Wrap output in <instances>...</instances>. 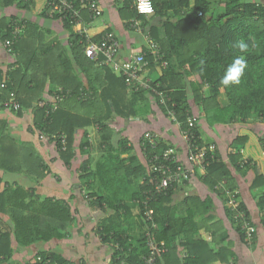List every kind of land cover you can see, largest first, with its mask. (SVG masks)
Returning a JSON list of instances; mask_svg holds the SVG:
<instances>
[{
    "label": "trees",
    "instance_id": "trees-1",
    "mask_svg": "<svg viewBox=\"0 0 264 264\" xmlns=\"http://www.w3.org/2000/svg\"><path fill=\"white\" fill-rule=\"evenodd\" d=\"M116 1L124 16L127 30L138 33L131 26V21L138 19L142 26L150 31L164 52L167 66L163 68V73L159 78L152 80L154 84L159 83L160 88L172 97L176 103L178 120L183 125L187 122L188 115L193 113L191 94L195 102H202L207 112L214 104L219 121L244 122L251 115H255L264 122V0H225L223 4L213 0H153L155 12L148 17L138 13L133 5L134 0ZM5 2L9 5L17 3L23 8H29L32 4V0L26 2L5 0ZM43 15L61 20L65 27L71 30L69 42L76 65L73 67L68 60L70 58L60 52L57 59H61L64 75L54 78V63L57 62V60L54 61L56 56L53 50L54 44L45 43L42 46H36V39L42 35V32L30 20L14 15L9 20L3 18L0 22V36L3 41L7 38L14 40L11 51L15 52L16 60L7 73L3 74L0 70V103L2 106L10 107L6 105V102L14 97L21 107L18 110L10 108L18 115H21L26 108L34 109L37 130L54 141L64 162H70L74 157L73 148L78 129L98 122L103 128L109 129L103 120L93 119L81 112L77 113L69 109L67 102L70 98L81 105L88 106L87 103H94V95L89 93L94 89L95 96L97 95L99 87L94 80L98 74L103 72H105L106 81L101 84L103 86L101 95L104 101L112 102L108 104L110 109L111 105L118 109L117 98L121 95L120 88L132 94L150 91L130 92L121 72L114 70L111 66L99 64L98 60L89 58L85 53L86 38L73 31L75 20L70 16L58 14L51 16L48 0H46ZM81 17L89 26L91 41L102 43L107 32L115 33L112 29L107 28L100 34L93 35L91 29L99 21V18L91 20L90 12L85 7ZM14 19H20L24 25L23 31L17 37L13 35L11 26ZM240 41L247 45L243 52L238 46ZM52 42L54 43V40ZM38 50L42 51L41 54L38 53ZM143 52L148 53L146 45L137 54ZM46 54H50V56L42 59L41 55ZM240 55H243L246 61L240 83L223 85L221 81L227 68L233 63L234 58ZM172 57H175L176 64L171 62ZM147 58L150 61L149 67L158 64L154 62L150 54L147 55ZM66 60H68L69 67H65ZM76 68L81 74H87V84L79 73L75 72ZM92 76H94V80ZM48 83L53 88L54 85H60L65 89H70L71 96L61 102L54 112L46 115V109L39 107L38 101L45 92ZM204 85L207 86L206 91H203ZM12 92H15L13 94L15 96H12ZM150 93L156 97L152 92ZM222 93H225L228 98V104L224 107L217 103V98ZM156 99L158 100L157 97ZM160 105L167 114L165 106ZM123 115L125 114L123 113ZM194 130L199 137V144L204 145L198 129L197 118ZM240 134L235 140L237 146L230 154V163L222 160L217 153L216 159L211 160L206 168V173L202 176L203 182L226 200V191L219 187V184L226 179L227 186L230 189H236L238 185L234 172L245 175L251 170L254 172V177L249 187L254 189L264 186V156L262 155L264 136L259 137L257 149L251 146L254 141L250 143L248 134L245 135L243 132ZM61 135L66 136L67 146L65 149L62 145ZM104 138L107 142L111 141L109 134ZM127 144L126 139L119 140L120 146ZM29 145L19 142L10 132L7 121L0 118V171L4 174L34 172L33 166L37 153L32 145L31 147ZM171 146L161 136L159 150L164 151V149L172 148ZM240 147L246 149L245 153H241ZM249 149L253 152L249 153ZM245 157L248 158V162L244 161ZM180 161L186 162L187 158L186 161ZM253 161L254 163H252ZM135 169H137V177L143 176L142 181L138 182V179L131 178V181H136L131 195H118L117 202L114 203L103 192L95 190L92 181L87 180L83 184V188L87 190V199L92 207L107 211L106 208L109 205L114 210L109 223L107 219H104L103 224L96 228L97 234L103 242L107 244L119 243L120 248H113L110 264H145L144 257L149 254L148 239H153L158 243L164 241L166 251L158 255L157 264L229 262L230 257L234 255L231 245L224 244L223 240L219 239V231L224 226L223 222L218 224V227H207L212 238L206 240L200 233L202 226H199L196 220L200 214L203 216L208 212L209 205L207 204L204 208L200 207V211L192 212L187 216L178 215L177 208L171 204V196L174 190L178 189V185L172 186L168 193L152 196L149 205L154 210V220L146 219L144 201L155 189V174L150 171L147 165L145 168L139 166ZM3 181L0 172V217L3 221L6 216L11 224L9 229L0 230L1 264H5L13 257L17 247H28L39 242H49L67 236L66 229L71 219V212L67 206L52 198L40 201L39 196L29 192L28 189L19 185L11 186L9 182H5L4 185ZM124 191L129 190L126 188ZM194 199L187 196L189 202H194ZM135 202H138L137 205L141 210L138 216H135L131 211ZM257 206L264 212V193L258 197ZM240 207L246 211L249 219H252L245 202L241 201ZM226 212L242 241L246 243L244 233L228 207ZM210 219L212 218H208V220ZM153 222L156 225L155 228ZM2 223L0 222V225ZM252 223L256 225L254 220ZM257 233L254 235L253 243H246L247 245L254 244ZM180 238L185 241L180 245L188 249L185 259H181L179 254L177 255L179 251L177 241ZM36 256L43 257L42 264H75L50 250H41L35 253L30 264H33Z\"/></svg>",
    "mask_w": 264,
    "mask_h": 264
},
{
    "label": "crops",
    "instance_id": "crops-1",
    "mask_svg": "<svg viewBox=\"0 0 264 264\" xmlns=\"http://www.w3.org/2000/svg\"><path fill=\"white\" fill-rule=\"evenodd\" d=\"M213 1L222 2L221 4L225 2V0ZM98 3L101 14L99 21L91 29V34L98 35L107 28L112 29L120 40V54L123 59L129 58L145 48L144 36L141 33L127 30L124 16L116 0H98ZM45 4L46 0H44V5L37 9V0H32L29 8H23L17 3L9 5L5 0H0V22L3 18L9 20L14 15L21 19H28L37 25L42 35L37 37L36 46H42L45 43L54 44V47L52 46L56 53L54 61L57 60L54 63L55 78L64 75L61 59H57L60 52L70 58L68 60L72 66L76 64L70 49L71 30L67 29L61 20L43 15ZM73 31L77 33L76 27H73ZM41 52L38 50L39 54ZM48 56L50 54L41 55V58H48ZM15 60V52L5 49L0 36V70L3 74L11 70ZM68 60L65 62L67 63ZM170 60L176 64L175 57ZM65 67H69V64L67 63ZM145 71L147 77L156 80L163 73V68L157 64L152 67L148 66ZM75 72L79 73L83 80H88L87 74H81L79 69L76 68ZM104 73L98 74L95 80L92 76L99 87L96 96L94 89L89 93L94 95V103H87L88 106L81 105L70 98L71 101L68 100L67 105L74 112H81L90 118L103 120L109 129L103 128L98 121V123L78 129L73 148L74 157L70 162H64L54 141L37 130L34 109L26 108L21 115H18L10 107L2 106L0 103V118L7 121L10 132L19 142L28 143L30 147L32 145L37 153L33 166L34 172L4 174L0 171L4 179L3 184L9 182L11 186H22L29 192L38 195L40 201L45 198L59 200L71 212L66 237L56 238L49 242H39L28 247L16 246L17 249L13 257L5 264H30L31 258L41 250L55 251L75 264H110L113 250L109 244L102 241L96 228L103 224L104 219H107L109 223L114 210L109 205H107V211L92 207L86 197L87 190L83 188L84 182L92 181L93 188L100 193L103 192L113 203L117 202L118 195H131L136 182L131 181V178L138 179V182L143 179V176H136L137 169L135 168L148 166L141 145V138L146 131L159 133L168 144L172 145L171 147L179 159L186 161L187 144L181 134V128L165 113L156 97L148 91L132 94L120 88L121 95L117 98L118 109H115L113 105L110 109L108 104L112 102L104 101L101 95L103 87L101 84L106 81ZM59 87L61 86L54 85L53 88L48 83L41 99L51 97ZM206 89L207 86L204 85L203 91ZM13 94L15 92H12V96H15ZM190 101L193 109L192 114L197 118L202 143L204 145L214 144L222 160L229 162L230 154L237 146L235 140L241 135L240 132L248 134L250 143L254 141L251 146L258 149L259 137L264 136V122L259 117L251 115L244 122H222L218 120L219 116L214 104L207 112L202 102L194 101L192 94ZM217 103L222 107L227 105V95L220 94ZM107 134L110 135V142L104 138ZM121 139H126L128 144L120 146L119 140ZM247 148H249L248 145ZM240 151L245 153L246 149L240 147ZM251 152L253 151L250 150L249 153ZM205 173L206 170H197L190 181L178 185V189L174 190L171 204L177 208V214L187 216L192 212L200 211V207L204 208L208 204V212L203 216L200 214L196 220L197 224L202 226L200 233L206 240L212 238L207 227H218V224L223 222L224 226L219 231V239H222L224 244L231 245L234 255L230 257L229 262L216 261L210 264H264V213L257 206V199L260 194H263L264 186L254 189L249 187L254 177V172L251 170L245 175L234 172L237 188L241 191V200L245 202L251 218L258 228L256 240L252 246H249L242 241L239 232L227 217L226 199L213 192L203 182L202 176ZM126 188L129 191H124ZM187 196L195 198L194 202L187 201ZM137 204L138 202H135L131 208L135 216L140 214V207ZM210 217L212 219L208 220ZM1 219L2 217H0V222H3L0 225L1 230L9 229L11 224L8 222V218L5 216L3 221ZM162 242L164 243V241ZM177 243H179L177 255L179 254L181 259H185L188 249L180 245L185 241L180 238Z\"/></svg>",
    "mask_w": 264,
    "mask_h": 264
},
{
    "label": "built area",
    "instance_id": "built-area-1",
    "mask_svg": "<svg viewBox=\"0 0 264 264\" xmlns=\"http://www.w3.org/2000/svg\"><path fill=\"white\" fill-rule=\"evenodd\" d=\"M23 1L26 2L29 0ZM139 3L140 0L133 1V5L139 14L148 17L155 12L153 0H147V3L152 9L151 13H141L138 10ZM48 6L50 8L51 16L58 14L70 16L75 20L74 27H76L77 33L84 35L86 38L87 45L85 46V53L89 58L98 60L99 64L111 66L114 70L121 72L130 92L149 90L156 95L159 103L165 106L167 115L181 128V134L188 147L186 162H181L172 148L164 149V151L159 150L161 143V136L159 133L146 131L141 138V145L147 158L149 169L155 174L154 181L156 180L155 189L150 192L147 199L144 201V215L146 219L153 221L154 210L149 205V200L152 196L160 193H168L172 186L188 182L196 170L205 171L211 160L216 159V146L214 144L201 146L199 144V137L196 135L194 130L196 127V117L189 114L187 122L183 125V123L178 120L175 109L176 103L172 100V97L164 89L160 88L159 83L154 84L153 80L146 76L145 69L150 64V61L147 58L148 54H150L153 57L154 62H157L162 68L167 66V61L164 59V52L156 40L152 37L150 31L145 29L138 19H133L131 21V26L135 28L138 33H141L144 36L148 53L143 52L141 54H134L127 59H123L120 54V40L115 33L107 32L102 43L91 41L89 26L86 25V22L81 15L85 7L87 8V11L90 12L91 20L99 18L101 9L98 1L48 0ZM11 26L13 27V35L15 37L19 36L24 28L20 19H14ZM13 44L14 40L10 38L3 41V45L8 51L12 50ZM70 96L71 90L65 89L61 86L53 92L51 97L40 99L38 101V106L46 109V115H48L49 113L54 112L59 107V104ZM6 105L13 107L15 110H18L21 107L20 103L14 97L7 101ZM60 138L65 149L67 146L66 136L61 135ZM262 155L264 156V152ZM247 159L248 158L245 157L244 161L248 162ZM252 163H254V161ZM219 187L224 188L226 191L227 207L232 213L234 219L237 221V224L240 225L245 236V242L252 244L254 241V235L257 233V227L254 223H252V219H249L246 211L240 207L242 201L241 191L238 188L230 189L227 186L226 179L219 184ZM153 227H156L154 222ZM109 245L112 250L115 247L120 248L118 242H112L109 243ZM147 247L149 249V254L144 257L145 264H157L158 255L166 251L164 243H158L153 239H148ZM42 263L43 257L36 256L33 264Z\"/></svg>",
    "mask_w": 264,
    "mask_h": 264
},
{
    "label": "clouds",
    "instance_id": "clouds-1",
    "mask_svg": "<svg viewBox=\"0 0 264 264\" xmlns=\"http://www.w3.org/2000/svg\"><path fill=\"white\" fill-rule=\"evenodd\" d=\"M138 10L141 13H151L152 9L147 3V0H140L138 4ZM239 48L243 52L246 50L247 45L243 42H239ZM246 67V61L243 55L234 58L233 63L229 65L226 70L224 77L222 78V84L228 86L229 84H239L240 77L243 75L244 69Z\"/></svg>",
    "mask_w": 264,
    "mask_h": 264
},
{
    "label": "rangeland",
    "instance_id": "rangeland-1",
    "mask_svg": "<svg viewBox=\"0 0 264 264\" xmlns=\"http://www.w3.org/2000/svg\"><path fill=\"white\" fill-rule=\"evenodd\" d=\"M37 2H38V5L36 6V8L40 9L44 5V0H37Z\"/></svg>",
    "mask_w": 264,
    "mask_h": 264
}]
</instances>
